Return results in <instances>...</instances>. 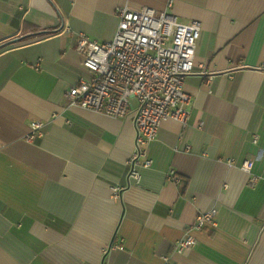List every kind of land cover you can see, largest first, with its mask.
Returning a JSON list of instances; mask_svg holds the SVG:
<instances>
[{"label": "crops", "instance_id": "0c3cea01", "mask_svg": "<svg viewBox=\"0 0 264 264\" xmlns=\"http://www.w3.org/2000/svg\"><path fill=\"white\" fill-rule=\"evenodd\" d=\"M170 1L0 0V264H264V0ZM124 7L199 21L202 35L187 125L161 124L153 166L117 201L137 104L114 119L68 108L66 95L89 76L79 35L112 41ZM35 122L42 136L28 142ZM211 209L217 227L192 231L196 248L177 255Z\"/></svg>", "mask_w": 264, "mask_h": 264}, {"label": "built area", "instance_id": "2783aa9c", "mask_svg": "<svg viewBox=\"0 0 264 264\" xmlns=\"http://www.w3.org/2000/svg\"><path fill=\"white\" fill-rule=\"evenodd\" d=\"M172 6V0L169 2ZM119 25L114 39L100 42L86 34H80L76 50L83 57V66L89 72L67 95L68 108H78L114 119H123L136 102L134 124L136 128L135 150L127 161L126 183L112 188L113 198L121 200V194L141 183L140 169L153 166L148 148L156 140L160 126L165 121L187 125L190 118L191 97L185 91L187 78L195 69L197 45L202 35V24L193 21L180 22L168 11L157 12L146 7L134 10L119 9ZM44 124L31 125L28 142L42 136ZM258 135L254 141H258ZM234 164L232 160L230 162ZM255 162L246 160L242 169L252 173ZM171 180L179 181L172 171ZM253 176L251 185L257 183ZM218 210L211 209L198 215L175 246V253L185 254L198 244L192 231H203L207 226L217 227ZM122 249L114 244L103 251ZM164 264H173L169 256Z\"/></svg>", "mask_w": 264, "mask_h": 264}, {"label": "trees", "instance_id": "16d2710c", "mask_svg": "<svg viewBox=\"0 0 264 264\" xmlns=\"http://www.w3.org/2000/svg\"><path fill=\"white\" fill-rule=\"evenodd\" d=\"M60 32V30L59 29H55V30H48V31H43V32H41V33H39L40 35H44V34H57V33H59ZM8 43H10V42H8ZM8 43H5V44H2V45H0V49L1 48H3L4 47V45H6V44H8Z\"/></svg>", "mask_w": 264, "mask_h": 264}]
</instances>
